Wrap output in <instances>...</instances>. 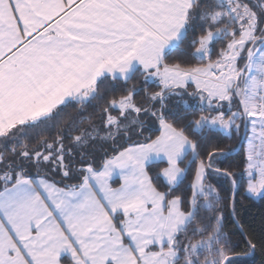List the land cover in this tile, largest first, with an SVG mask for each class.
<instances>
[{"label":"snow or ice","instance_id":"6c2138e0","mask_svg":"<svg viewBox=\"0 0 264 264\" xmlns=\"http://www.w3.org/2000/svg\"><path fill=\"white\" fill-rule=\"evenodd\" d=\"M242 196L264 0H0V264H264Z\"/></svg>","mask_w":264,"mask_h":264},{"label":"trees","instance_id":"16d2710c","mask_svg":"<svg viewBox=\"0 0 264 264\" xmlns=\"http://www.w3.org/2000/svg\"><path fill=\"white\" fill-rule=\"evenodd\" d=\"M224 143H234V141H224ZM233 156L238 157V153H233ZM240 211L246 224L251 225L257 231L264 227V200L242 196ZM261 260L262 256L257 252L255 255L245 258L244 264H261Z\"/></svg>","mask_w":264,"mask_h":264}]
</instances>
